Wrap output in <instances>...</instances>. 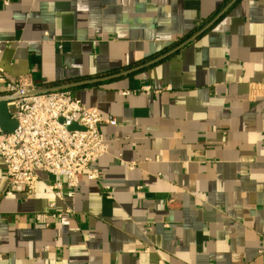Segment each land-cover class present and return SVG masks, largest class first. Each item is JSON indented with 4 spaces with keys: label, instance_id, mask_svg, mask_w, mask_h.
Here are the masks:
<instances>
[{
    "label": "crops",
    "instance_id": "1",
    "mask_svg": "<svg viewBox=\"0 0 264 264\" xmlns=\"http://www.w3.org/2000/svg\"><path fill=\"white\" fill-rule=\"evenodd\" d=\"M229 1L0 0V72L36 89L116 73ZM71 91L116 120L100 124L99 176L48 209L58 178L6 193L0 157V264H264V0H237L161 61ZM11 108L0 102L3 132Z\"/></svg>",
    "mask_w": 264,
    "mask_h": 264
},
{
    "label": "built area",
    "instance_id": "2",
    "mask_svg": "<svg viewBox=\"0 0 264 264\" xmlns=\"http://www.w3.org/2000/svg\"><path fill=\"white\" fill-rule=\"evenodd\" d=\"M0 83L15 122L10 132L0 129V157L9 182L6 193L21 191L32 197L38 173L45 172L58 178L46 182L52 196L47 207L54 209L55 200L74 196L81 175L98 178L94 166L106 153L100 124L115 125L116 120L86 107L70 89L31 93L36 87L29 75L12 78L0 72ZM127 167L134 168V163Z\"/></svg>",
    "mask_w": 264,
    "mask_h": 264
},
{
    "label": "water",
    "instance_id": "3",
    "mask_svg": "<svg viewBox=\"0 0 264 264\" xmlns=\"http://www.w3.org/2000/svg\"><path fill=\"white\" fill-rule=\"evenodd\" d=\"M237 0H230L228 3L225 4V6L209 21L207 22L201 29H199L196 33L192 34L191 36H189L188 38H186L185 40H183L182 42H180L178 45H176L174 48L148 60L145 61L141 64L138 65H134L131 66L127 69H124L122 71L116 72V73H112L109 75H104L98 78H93V79H84V80H80V81H74V82H67V83H61V84H57V85H52V86H43V87H39L37 89H34L31 93H43V92H49V91H55V90H63V89H71V88H75V87H79V86H84V85H88V84H92V83H97V82H102V81H106V80H110V79H114V78H119L128 74H131L133 72L139 71L143 68H146L148 66H151L159 61H161L162 59L170 56L171 54L175 53L176 51H178L179 49H181L182 47H184L185 45H187L188 43H190L193 39H195L197 36H199L201 33L205 32L208 28H210L227 10L228 8L234 4ZM8 96H0V102L1 101H5L7 99ZM15 127V126H14ZM72 128L74 127L71 126Z\"/></svg>",
    "mask_w": 264,
    "mask_h": 264
},
{
    "label": "trees",
    "instance_id": "4",
    "mask_svg": "<svg viewBox=\"0 0 264 264\" xmlns=\"http://www.w3.org/2000/svg\"><path fill=\"white\" fill-rule=\"evenodd\" d=\"M141 61H143V60H141ZM141 61H137V62H134V63H132L131 65H136V64H138V63H140ZM58 84V82H56V83H54V85H57ZM74 88H71L70 90H73Z\"/></svg>",
    "mask_w": 264,
    "mask_h": 264
},
{
    "label": "bare ground",
    "instance_id": "5",
    "mask_svg": "<svg viewBox=\"0 0 264 264\" xmlns=\"http://www.w3.org/2000/svg\"><path fill=\"white\" fill-rule=\"evenodd\" d=\"M12 109V108H11Z\"/></svg>",
    "mask_w": 264,
    "mask_h": 264
}]
</instances>
